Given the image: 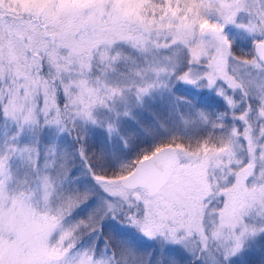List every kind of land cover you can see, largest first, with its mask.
<instances>
[{
    "label": "snow or ice",
    "instance_id": "6c2138e0",
    "mask_svg": "<svg viewBox=\"0 0 264 264\" xmlns=\"http://www.w3.org/2000/svg\"><path fill=\"white\" fill-rule=\"evenodd\" d=\"M0 264H264V0H0Z\"/></svg>",
    "mask_w": 264,
    "mask_h": 264
}]
</instances>
